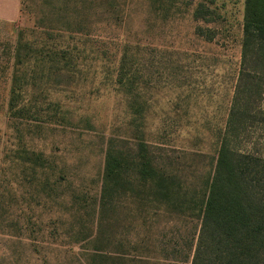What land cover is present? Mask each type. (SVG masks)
Here are the masks:
<instances>
[{
    "label": "rangeland",
    "instance_id": "rangeland-1",
    "mask_svg": "<svg viewBox=\"0 0 264 264\" xmlns=\"http://www.w3.org/2000/svg\"><path fill=\"white\" fill-rule=\"evenodd\" d=\"M243 16L244 0H20L0 20V264H191ZM263 130L229 145L264 156Z\"/></svg>",
    "mask_w": 264,
    "mask_h": 264
},
{
    "label": "trees",
    "instance_id": "trees-1",
    "mask_svg": "<svg viewBox=\"0 0 264 264\" xmlns=\"http://www.w3.org/2000/svg\"><path fill=\"white\" fill-rule=\"evenodd\" d=\"M198 12L194 16L205 20ZM242 32L241 66L226 121L227 135L217 150L191 264H264V156L253 149V143L247 151H239L227 139L229 133L247 132V125L254 122L264 129L260 105L264 96V0H244ZM205 37L211 39V31ZM30 52V43L19 32L10 106L25 76L21 67ZM63 55L52 52L46 57L56 62Z\"/></svg>",
    "mask_w": 264,
    "mask_h": 264
},
{
    "label": "crops",
    "instance_id": "crops-1",
    "mask_svg": "<svg viewBox=\"0 0 264 264\" xmlns=\"http://www.w3.org/2000/svg\"><path fill=\"white\" fill-rule=\"evenodd\" d=\"M20 0H0V20L14 21L19 11Z\"/></svg>",
    "mask_w": 264,
    "mask_h": 264
}]
</instances>
